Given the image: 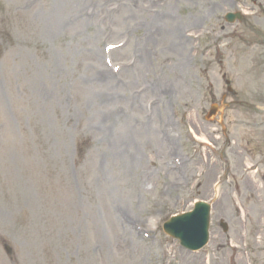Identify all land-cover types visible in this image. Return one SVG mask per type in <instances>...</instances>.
Wrapping results in <instances>:
<instances>
[{
    "label": "rangeland",
    "instance_id": "1",
    "mask_svg": "<svg viewBox=\"0 0 264 264\" xmlns=\"http://www.w3.org/2000/svg\"><path fill=\"white\" fill-rule=\"evenodd\" d=\"M215 2L0 0V264H264V15Z\"/></svg>",
    "mask_w": 264,
    "mask_h": 264
},
{
    "label": "water",
    "instance_id": "2",
    "mask_svg": "<svg viewBox=\"0 0 264 264\" xmlns=\"http://www.w3.org/2000/svg\"><path fill=\"white\" fill-rule=\"evenodd\" d=\"M223 231L227 226L220 224ZM209 206L203 202L197 203L192 212L174 217L164 225V231L169 236L180 241V244L191 250H198L208 241Z\"/></svg>",
    "mask_w": 264,
    "mask_h": 264
},
{
    "label": "bare ground",
    "instance_id": "3",
    "mask_svg": "<svg viewBox=\"0 0 264 264\" xmlns=\"http://www.w3.org/2000/svg\"><path fill=\"white\" fill-rule=\"evenodd\" d=\"M226 5V3L223 1V0H218V2H215L214 3V7H217L216 9L214 8V11L215 10H218L220 7H222V6H225ZM169 11V10H168ZM213 11V12H214ZM163 11H156L154 14H152V11L149 13V12H145L146 14H145V17H147V19H149V21H150V25H149V28H148V32H149V34L147 35V34H145V35H147L146 37V39L144 38V41H145V43L146 44H148V43H150L151 42V38H154V37H156V36H159L160 34L162 35V31H161V26H159L160 24H159V22H160V20L162 19V17L165 15V14H163L162 13ZM212 12V13H213ZM214 14V13H213ZM168 15V12L166 11V16ZM174 30H176V28H174ZM144 35V36H145ZM174 37L176 38V35H174ZM177 40L178 41H180L181 40V37H180V35L177 37ZM103 74L104 75H108V72L107 71H104L103 72Z\"/></svg>",
    "mask_w": 264,
    "mask_h": 264
},
{
    "label": "flooded vegetation",
    "instance_id": "4",
    "mask_svg": "<svg viewBox=\"0 0 264 264\" xmlns=\"http://www.w3.org/2000/svg\"><path fill=\"white\" fill-rule=\"evenodd\" d=\"M220 1V0H219ZM225 3H226V6H229V7H233V6H237L239 5L241 8H245L247 11H248V8L246 6V1H250L252 2L253 5H260L259 3V0H223ZM262 17V16H261ZM235 97V95H234ZM235 99V98H234ZM232 102H234V100H232ZM223 138L228 141V134H227V131L223 132ZM242 165H244V163L242 162Z\"/></svg>",
    "mask_w": 264,
    "mask_h": 264
}]
</instances>
